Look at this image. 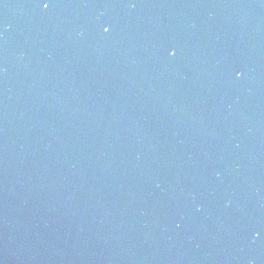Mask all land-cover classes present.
<instances>
[{"label":"water","instance_id":"water-1","mask_svg":"<svg viewBox=\"0 0 264 264\" xmlns=\"http://www.w3.org/2000/svg\"><path fill=\"white\" fill-rule=\"evenodd\" d=\"M48 2L0 0V264H264V0Z\"/></svg>","mask_w":264,"mask_h":264},{"label":"snow or ice","instance_id":"snow-or-ice-1","mask_svg":"<svg viewBox=\"0 0 264 264\" xmlns=\"http://www.w3.org/2000/svg\"><path fill=\"white\" fill-rule=\"evenodd\" d=\"M36 2H37V6L41 7L42 9H48L50 7V3L48 2V0H36ZM103 31L105 33H107L108 31H110V28L109 27H103ZM168 55L173 56L174 51L169 50ZM237 74H239V73H237Z\"/></svg>","mask_w":264,"mask_h":264},{"label":"clouds","instance_id":"clouds-1","mask_svg":"<svg viewBox=\"0 0 264 264\" xmlns=\"http://www.w3.org/2000/svg\"><path fill=\"white\" fill-rule=\"evenodd\" d=\"M237 76H239V74H237Z\"/></svg>","mask_w":264,"mask_h":264}]
</instances>
